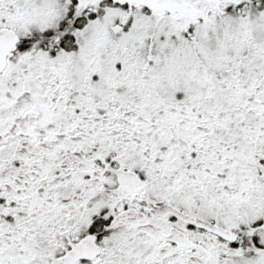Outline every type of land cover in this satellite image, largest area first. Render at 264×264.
<instances>
[{
    "label": "snow or ice",
    "instance_id": "1",
    "mask_svg": "<svg viewBox=\"0 0 264 264\" xmlns=\"http://www.w3.org/2000/svg\"><path fill=\"white\" fill-rule=\"evenodd\" d=\"M0 264H264V0H0Z\"/></svg>",
    "mask_w": 264,
    "mask_h": 264
}]
</instances>
